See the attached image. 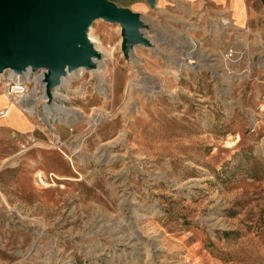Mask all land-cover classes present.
Wrapping results in <instances>:
<instances>
[{"label":"rangeland","instance_id":"1","mask_svg":"<svg viewBox=\"0 0 264 264\" xmlns=\"http://www.w3.org/2000/svg\"><path fill=\"white\" fill-rule=\"evenodd\" d=\"M105 1L137 13L149 44L123 53L120 27L91 18L102 67L37 100L30 132L0 129V264H264V67L209 81L213 67L178 71L169 40L228 7Z\"/></svg>","mask_w":264,"mask_h":264},{"label":"water","instance_id":"2","mask_svg":"<svg viewBox=\"0 0 264 264\" xmlns=\"http://www.w3.org/2000/svg\"><path fill=\"white\" fill-rule=\"evenodd\" d=\"M94 17L120 27L123 53L133 45L149 44L140 31L146 26L139 15L105 0H0V75L4 70L19 75L28 67L33 72L44 69L43 91L49 102L66 66L88 69L90 59L98 56L83 36Z\"/></svg>","mask_w":264,"mask_h":264},{"label":"built area","instance_id":"3","mask_svg":"<svg viewBox=\"0 0 264 264\" xmlns=\"http://www.w3.org/2000/svg\"><path fill=\"white\" fill-rule=\"evenodd\" d=\"M195 33H198V35H195ZM142 35L144 36L143 32ZM195 36H199V38ZM206 36H211L219 43L216 45L212 56L207 52L204 53L205 50H201L207 43ZM169 40L172 42V48L177 47L178 49V71L181 68L192 70L202 65L210 69L213 67L215 71L219 70L221 72L220 74L215 71L209 73V81L214 76L217 78V75L229 76L234 79L239 78V76L246 78L252 75V71L264 67V24L257 29L246 25L241 26L234 22L226 11H219V13L209 17L205 12L200 13L195 20L184 24L182 33L172 32ZM251 46L256 47L257 51L251 52ZM7 71V79H4L5 77L0 78V89H2L8 101L18 107L19 111L31 121L36 113L37 100H42L40 103H45L43 101L45 93L42 83L45 70L38 68L33 72L29 68V70L22 71L19 75H12L13 72ZM5 112V110L0 112V118L4 117ZM49 112L54 114V117L58 115L56 111L51 110ZM37 113H40L38 109ZM42 178L41 174H37V182L44 188L53 184L51 179H49L50 183L48 184Z\"/></svg>","mask_w":264,"mask_h":264},{"label":"crops","instance_id":"4","mask_svg":"<svg viewBox=\"0 0 264 264\" xmlns=\"http://www.w3.org/2000/svg\"><path fill=\"white\" fill-rule=\"evenodd\" d=\"M212 1L216 4H225L228 7L227 14L234 22L240 25H246L253 29L258 28L256 22L258 12L256 10V6H254V0ZM135 11L140 12L139 9H136ZM0 97L2 98V100H0V112L3 110L6 111L4 117L0 118V129L6 128L7 130L12 131L13 133H17L19 135H21L22 133L30 132L28 131V129L30 128L29 125L32 123L30 121L25 120L27 117L25 118V116L19 111L18 107H16L13 103H10L9 107H7L9 101L6 99L5 96H3V94L0 93Z\"/></svg>","mask_w":264,"mask_h":264},{"label":"bare ground","instance_id":"5","mask_svg":"<svg viewBox=\"0 0 264 264\" xmlns=\"http://www.w3.org/2000/svg\"><path fill=\"white\" fill-rule=\"evenodd\" d=\"M85 27V29H84V32H83V36H84V38H85V40L86 41H88V42H94L92 39H91V37L87 34V25H85L84 26ZM184 37V36H183ZM185 41H187L185 38H183ZM93 47V49H94V52H96V54L98 55L97 57H95V58H91L90 59V66H89V68H91V69H93V70H95V69H97V67L98 68H101L102 67V61H104L105 60V57H102L103 56V54H101V52L99 51V50H97L96 49V46H92ZM101 55V56H100ZM84 67H82V66H80L78 69H83ZM88 68V69H89ZM27 70H29V67L25 70V71H27ZM24 71V72H25ZM74 71H76V70H72V69H69V68H67V66L64 68V73H63V76H61L60 78H59V81H58V84L57 85H60V83H61V81L69 74V73H73ZM10 73H12V71L10 70ZM12 75H16L15 73H12ZM1 76V75H0ZM55 88V87H54ZM158 88V87H157ZM161 88V87H160ZM159 88V89H160ZM159 89L158 90H156V91H159ZM54 91V90H53ZM52 90H51V93H50V97H51V99L49 100V102H47V99H46V96L44 95L43 96V101L44 102H47L48 104H50L51 103V101H52V99H54V93L55 92H53ZM52 92H53V95H52ZM35 99H36V97H35ZM35 99H33V100H35ZM7 107H9L8 105H7ZM59 107V106H58ZM62 108H64L65 109V107H63L62 106ZM54 109H55V107H54ZM57 110V109H56ZM55 110V111H56ZM67 110V109H66ZM66 110H65V112H66ZM71 110V109H70ZM51 111V110H50ZM59 112V111H58ZM61 112V111H60ZM75 112H77V110H74V111H67L66 112V114L68 115V117L71 115H75L76 113ZM63 113V112H62ZM81 113V112H80ZM65 114V115H66ZM78 114V113H77ZM79 115V114H78ZM45 120V118L43 119V121ZM32 123V122H31ZM95 124V122L94 121H92L91 122V125H94ZM37 174H40L39 172H37ZM37 177V176H36ZM50 179H51V183H52V179L54 178V179H56V177H55V175H53V174H49V176H48ZM45 185H47V184H45ZM42 186V185H41ZM49 187V186H48ZM46 188V187H45Z\"/></svg>","mask_w":264,"mask_h":264}]
</instances>
